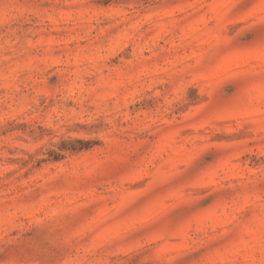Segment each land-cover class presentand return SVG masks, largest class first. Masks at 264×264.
<instances>
[{"label":"rangeland","instance_id":"374dc122","mask_svg":"<svg viewBox=\"0 0 264 264\" xmlns=\"http://www.w3.org/2000/svg\"><path fill=\"white\" fill-rule=\"evenodd\" d=\"M0 264H264V0H0Z\"/></svg>","mask_w":264,"mask_h":264}]
</instances>
